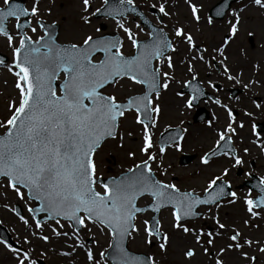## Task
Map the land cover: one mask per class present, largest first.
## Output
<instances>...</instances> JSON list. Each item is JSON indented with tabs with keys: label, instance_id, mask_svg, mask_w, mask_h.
Wrapping results in <instances>:
<instances>
[{
	"label": "snow or ice",
	"instance_id": "6c2138e0",
	"mask_svg": "<svg viewBox=\"0 0 264 264\" xmlns=\"http://www.w3.org/2000/svg\"><path fill=\"white\" fill-rule=\"evenodd\" d=\"M40 4L41 0H33L30 7L16 0H2L0 4V39L11 52V62L0 57V67L14 78L16 91L7 103L9 114L0 120V197L7 201L10 192L20 201L32 202L26 204L27 218L15 206L10 209L23 225L22 238L18 235L15 245L0 239V248L10 255L12 264H45L49 252L66 258L69 264L76 256H83L85 264H158L157 257L149 254L151 246L155 241L159 251L167 253L171 238L162 231L157 215L143 219L142 228L137 221L144 214L163 210L169 212L171 228L191 238L192 244L182 252L189 264L197 249L208 258V264H227L225 257L233 253L239 264H257V253L264 255V238L248 236L237 227L229 229L218 213L206 216L198 210H218L228 197L229 205L240 201L225 179L229 168L208 178L200 193L157 179L153 165L160 176L168 175V170L162 168V159L169 148L183 150L187 128L177 126L174 134L165 129L158 138L152 130L159 127L163 112L162 92L172 82L180 83L174 74L163 69L166 65L175 72L173 54L183 44L186 56L180 63L190 74L183 87L191 89V94L183 99L182 107L191 109L206 96L225 114L222 127H215L220 120L215 111L206 124L215 136L212 146L201 155L200 165L207 168L218 156L227 158L232 168L244 163L234 138L245 129V122L237 123L236 109L222 103L218 95L205 93L196 64L206 65L239 85L246 97L261 85L257 79L245 80L242 71L234 73L227 51L240 37L244 13L249 9L264 13V0H241L235 8L217 0L219 6L213 5L214 14L207 16L201 15L203 5L197 0H183L189 13L188 26L178 19L170 30L164 18L171 19L176 13L171 11L169 0H146V7L155 15V24L144 17L136 0H100L95 9L93 0H80L79 19L83 25H91L94 17H102L118 32L105 34L102 27H95L94 33H84L69 43L59 42L58 35L49 31L50 26L41 18ZM47 11L51 13V9ZM214 16L227 19L220 42L211 46L214 54H210L207 47L196 42L192 28L199 32L202 20L209 29L214 28ZM10 22H14L15 31L8 27ZM142 24L148 29L143 40L138 38V33L144 31ZM254 36V31L246 30V39L251 41ZM125 42L133 50L131 54L124 53ZM239 52L247 58L243 47ZM249 63L254 75L264 70L259 61ZM124 81L138 86L139 91L124 99L105 94L106 87H123ZM207 86L214 93L221 91L212 80L207 81ZM176 95L183 97L184 93ZM247 98L253 109L264 111V101ZM235 99L240 102V97ZM129 113H134L135 125L141 127L138 152L143 158L119 176L102 180L97 176L96 155L109 140H119L118 147H124L121 121L127 120ZM243 115L254 120L251 110L245 109ZM251 134V144L264 154V137L257 135L255 122ZM127 136L132 137L133 133L129 131ZM242 151L249 154L247 147ZM136 156L137 151L127 152L129 159ZM141 200L145 202L143 206ZM243 205L248 217L242 221L243 226L258 227L255 221L264 220V176L258 177L257 184L245 194ZM0 207L8 209L9 205L5 202ZM196 218L213 220L216 230L205 232L189 227ZM98 234L107 237L106 247L101 248ZM225 237L226 242L218 246L217 242ZM138 238L147 251L129 249L128 244ZM38 244L43 249L36 255ZM212 249H216L215 253Z\"/></svg>",
	"mask_w": 264,
	"mask_h": 264
},
{
	"label": "rangeland",
	"instance_id": "374dc122",
	"mask_svg": "<svg viewBox=\"0 0 264 264\" xmlns=\"http://www.w3.org/2000/svg\"><path fill=\"white\" fill-rule=\"evenodd\" d=\"M212 1V2H211ZM33 0H24V6L30 7ZM137 4L144 11V13L152 18L153 15L150 13V9L146 7V0H136ZM147 2H152V0H147ZM175 2V4H172ZM199 4L203 5V13L202 16H207L206 13L212 8L214 4L217 3V0H197ZM247 2V0H244ZM241 3V0L237 3H234L233 7H237ZM0 4H2V0H0ZM100 4V0H93V9L98 7ZM169 4L171 6V11L176 13L171 19L164 18V23H166L167 28L170 30L179 19L180 23L188 26V18L189 13L186 9V6L183 4V0H169ZM42 10V19L46 21V23H56L60 25L58 37L59 42L69 43L74 42L80 38V36L84 33H94L95 27H102V31L104 33H117L113 26L108 27V21H105L103 18H93L92 24L85 26L80 22L79 16L81 13V4L80 0H41L40 4ZM182 7V8H181ZM47 9H51V13L47 11ZM206 12V13H205ZM156 23L155 18H153ZM215 20V19H214ZM215 27L209 29L206 26V22L204 20L201 21L200 31H195V27L192 28V34L196 38V42L201 44L202 47H207L211 53V46L214 44H218L220 42V37L224 31L222 25L224 22L219 23L220 21L215 20ZM139 23V20H136ZM13 23L10 22L8 27L10 29L13 28ZM143 27V26H142ZM134 28V25H133ZM143 32L138 33V38H146L147 29L145 27ZM219 29V30H218ZM246 30H252L255 33L252 42L246 39L245 32ZM259 31H262V35ZM31 34V33H30ZM37 34H40L39 32ZM122 35V33H119ZM171 36V32H169ZM0 43V53L5 54L8 57V62H11L10 58V50L7 48L6 44L2 39ZM264 44V13H259L254 9H249L244 13V23L242 25V31L240 37L236 44H233L230 48H228L227 55L229 57V66L233 69V72L242 71L244 74V79H257L260 80L261 83L264 81V70L259 72L260 76L254 75L251 69V64L256 63L257 61L264 64V47L261 45ZM243 47L247 51V58L241 56L239 52V48ZM123 51L126 55L132 52L130 45L125 42ZM186 55L185 46L182 44L180 46L179 52L173 54V59L176 64L175 72L173 70L168 69L165 65L164 71H168L170 74L175 75L176 81L180 83L172 82L170 88L166 91L162 92V98L160 100V104L163 108L162 115L159 120V127L153 129L154 137L159 131L164 130L167 126H179L182 129L187 128L186 139L182 141L183 150L180 152H176L174 149H167L166 155L162 159V168H166L168 170L167 176H160L159 171L156 169L155 165H153V171L156 172V176L158 179L163 180L165 182L176 183L181 190H192L195 189L198 193L202 191V188L206 186L207 179L212 175H219L220 171L224 167L229 168V175L226 177V181H228L232 187H236L240 183H242L245 179H248L249 176H246L245 173H252L257 175L258 177L264 176V154H261L260 150L251 144L252 134H251V125L253 122H263L264 121V111H256L252 108L251 111L254 112V120L251 118H246L243 115V111L245 109L249 110V106L252 107L251 103L244 100L243 97L244 92H240L236 97H240V102L237 100L231 99L228 96V93L224 92V88H220L221 91L219 93H215L218 95L222 101V103L230 104L232 107L236 109V119L237 123L243 120L245 122V129L240 133V136L235 137V147L237 152L243 158L244 163L241 166L236 168L231 167V162L222 156L214 157L210 162V166L205 168L200 165V156L202 152H205L208 148H210L214 142L215 134L207 129L206 124L209 120H211L213 112L220 116V120L216 122L215 127L224 125L225 123V114L217 108V106H213L209 101L208 106L214 107V110L209 113L208 118L211 114L209 120L202 121L199 123H194L192 121V116L197 107H193L192 109L185 108H177L175 105L176 101H183L184 98L187 97V93H184V96H177V92H181L183 88V82L185 80L190 79V74L187 73L186 68L180 63L184 58L182 56ZM156 63V62H155ZM222 71V69H221ZM196 73L200 80L201 85L206 89L212 91L207 86V81L212 80L215 83H221L223 87H238L239 85L234 84V82H229L220 75L215 70H209L206 65L196 64ZM7 81V83H5ZM14 78L10 76L6 72V69L0 67V120L6 118L9 114L7 109V103L9 100L16 96V91L13 88ZM253 89H260V87H254ZM106 94H115L120 99H124L128 95L135 94L139 91L138 86L132 85L128 81L123 82V87L117 86L115 88L108 86L104 90ZM247 96L254 98L264 99V94L257 93V91L251 90L247 93ZM204 108V107H203ZM207 111V110H206ZM183 120L184 124H180V121ZM131 131L133 133L132 137L127 136V132ZM120 132L124 135V147H118L119 140L111 141L109 140L107 143L103 145V147L99 150L96 155L97 162V176H111L116 175L128 168H130L133 164L140 162L143 158L142 155L138 152V145L140 143V135H141V127L135 125L134 122V113H129L127 120L121 121V129ZM205 133V135H203ZM258 134V133H257ZM262 137H264V132L260 133ZM241 138H243V142H241ZM249 148V154L243 153V148ZM129 150L137 151V156L134 160L129 159L127 157V152ZM154 151H158L154 149ZM195 157L189 164L182 166L179 164V156L184 153H194ZM97 189L99 187L97 186ZM236 192L241 197L240 201H238L234 205H229L227 200L222 201V207L220 209H212L211 213H208L207 207H201L200 211L207 215H219V218L222 223H225L229 226V229L232 227H237L241 231H243L248 236H253L257 238H264V220H256L255 223L258 225L256 228H245L242 224V221L246 218V213L244 212L243 198L246 193L249 192L247 188L236 189ZM7 202L9 205L8 209L0 207V224L6 228L9 234L12 235L13 239L16 242L18 235L20 238L23 236V225L19 221L18 217L10 210L13 206L18 205L23 215L27 218L28 212L26 210V204L31 205L29 201H20L14 197L10 192L8 193V200L4 201L2 197H0V204ZM140 205H144V201L141 200ZM150 216L149 213L144 214L137 221L138 227H143L141 221ZM162 223V231H165L169 234L171 241L168 246V252L162 253L159 251L156 242H153L151 246L149 254H154L157 257L158 264H189L188 261L184 259L182 256V252L184 251L185 246L192 244L191 238L184 236L182 233L176 232L171 228L170 224V215L167 210H164L160 213L159 216ZM189 227H196L197 229H202L203 231H215L216 226L215 222L211 219H196L192 221ZM97 239L100 242L101 248L107 246L106 236L97 235ZM176 243H175V242ZM178 242V243H177ZM226 242V237L219 240L218 246ZM207 246V245H205ZM129 249L135 252L147 251L148 249L142 244V241L138 238L136 241L128 244ZM43 249V245L38 244L36 246V255L39 254V251ZM100 249H97L99 251ZM59 251V249H57ZM216 249H212V252L215 253ZM215 259V256L212 257ZM227 264H239L238 257L236 254H230L225 257ZM46 264H67L69 261L66 258L60 257L52 252H49L47 258L45 260ZM0 264H12L11 257L9 254H6L5 251L0 248ZM71 264H85V260L83 256H76L72 259ZM190 264H208V258L203 255V253L197 249V255L193 258ZM257 264H264V255H260L257 253Z\"/></svg>",
	"mask_w": 264,
	"mask_h": 264
},
{
	"label": "bare ground",
	"instance_id": "6f19581e",
	"mask_svg": "<svg viewBox=\"0 0 264 264\" xmlns=\"http://www.w3.org/2000/svg\"><path fill=\"white\" fill-rule=\"evenodd\" d=\"M182 8V7H181ZM109 26H112L111 24H108ZM219 30V29H218ZM260 33H261V35H262V31H259V35H260ZM0 43H1V40H0ZM182 104H183V101H176V103H175V105L177 106V108H179L180 107V109L181 108H183L182 107ZM220 127H222V126H217V128H220ZM203 135H205V133L203 134ZM175 242V241H174ZM176 243V242H175ZM178 243V242H177ZM67 264H69V263H67Z\"/></svg>",
	"mask_w": 264,
	"mask_h": 264
},
{
	"label": "water",
	"instance_id": "95a60500",
	"mask_svg": "<svg viewBox=\"0 0 264 264\" xmlns=\"http://www.w3.org/2000/svg\"><path fill=\"white\" fill-rule=\"evenodd\" d=\"M54 36H55V34H56V27H54V30H53V33H52ZM188 160H190V158L189 159H187V161ZM183 163H186V161L185 162H183Z\"/></svg>",
	"mask_w": 264,
	"mask_h": 264
}]
</instances>
